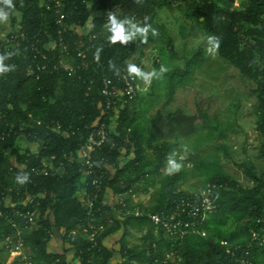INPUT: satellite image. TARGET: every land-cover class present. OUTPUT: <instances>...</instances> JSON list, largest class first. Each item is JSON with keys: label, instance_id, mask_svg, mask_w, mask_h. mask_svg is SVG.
Returning a JSON list of instances; mask_svg holds the SVG:
<instances>
[{"label": "trees", "instance_id": "obj_1", "mask_svg": "<svg viewBox=\"0 0 264 264\" xmlns=\"http://www.w3.org/2000/svg\"><path fill=\"white\" fill-rule=\"evenodd\" d=\"M12 3V8L0 3V9L16 20L12 30L22 28L25 36L0 50V56L5 57L3 64L14 66L12 71L0 74V132L13 130L0 139V210L5 214L0 215V264H6L10 257L5 238L12 237L13 247L18 237L10 218L18 226L24 225L17 211L28 209L37 212L34 225L22 228L19 234L33 264H240L238 258L246 249L252 264H264V246H248L253 231L264 234V168H258L253 159L235 161L252 182L244 186L224 170L216 153L200 157L198 164L208 176L206 181L223 185L212 195L217 204L215 211L181 238L166 234L146 216L133 214L136 210L144 214L166 211L177 190L185 191L179 188L181 172L162 175V169L170 154L177 157L178 135L197 129V119L216 128L217 145L227 148L224 137L227 129H234L231 123L214 122L207 109L199 105L191 114L180 104L170 103L195 67H202L206 60L200 48L183 54L184 62L178 64L171 39L162 42L165 45H157L154 70L158 73L161 66L168 69L163 73L168 99L144 102L139 76L133 74L139 86L136 96L123 106L122 102L117 104L120 107L112 119L114 126L109 128L108 139L94 151L95 163L104 172L99 203L105 204L106 190L121 195L140 183L141 189H147L157 181L159 188L152 204L134 208L126 199L117 211L105 204L109 214L96 218L97 223L104 224V230L97 237V246L90 248L87 214L79 196L83 177V189L90 190V177L85 173L79 149L93 123L103 117L102 75L116 82L123 67L129 70L127 59L132 55V65L138 67L146 44L139 34L127 44L111 43V33L105 27L110 16L124 20L135 14L137 19L132 21L143 28L149 26L159 10L175 5L206 38L218 37V58L254 84L258 156L264 157V0H244L241 6L233 0H223L224 4L216 0H63L66 18L61 25L55 21L58 14L46 7L52 0ZM63 26L69 42L74 44L80 38L87 42L91 60H96L99 50V60L108 61L106 67L91 66L73 74L62 67L36 73L41 59L33 56L34 45L55 63L60 52L56 41ZM62 60L72 65L79 63L75 52L64 55ZM110 61L114 67L109 66ZM157 80L152 77V84ZM157 122L167 123L170 132L177 136L173 140L157 139L152 132ZM21 137L35 148L22 150L18 144ZM224 155L232 157L227 150ZM36 168L48 169L49 174L37 175ZM17 177L27 179L19 183ZM119 209L130 213H119ZM121 226L141 231L142 243L129 245L127 230L119 240V249L107 248L104 239ZM54 236L61 240V250L49 249Z\"/></svg>", "mask_w": 264, "mask_h": 264}, {"label": "rangeland", "instance_id": "obj_2", "mask_svg": "<svg viewBox=\"0 0 264 264\" xmlns=\"http://www.w3.org/2000/svg\"><path fill=\"white\" fill-rule=\"evenodd\" d=\"M216 1L224 4L223 0ZM233 1L236 6H241L244 0ZM189 20L190 18L186 17L175 5L159 10L149 24L148 40L144 45V53L140 56L138 68L144 73H152L157 58L155 47L165 45L162 42L168 38L174 43L178 64L184 62L183 54H190L200 48L206 56V60L203 61L202 67H195L192 75H189L186 85L178 89L173 102L170 103L173 106L180 104L185 112L191 114L199 105L207 109L209 117L214 122H229L234 129L226 130L224 142L227 144V148L224 149L219 147L218 141L214 139L218 130L211 125L204 124L200 118L196 120L197 129L187 134L178 135L179 144L175 151L177 157L174 159L181 165L178 171L181 172L179 188L193 191V189L196 190L201 185L208 183L206 181L208 176L202 172L198 164L200 157L208 152H214L220 157L224 170L236 178L238 183L244 186L251 185V180L245 176L243 169L239 168L235 161L240 162L249 158L255 161L258 168H264V157L258 156L260 138L255 129L257 114L253 109L256 100L252 92L254 84L240 75L233 66L221 61L216 51L214 54H209L207 52L211 46L208 41L209 37L206 38L193 24L189 23ZM15 22L13 16L8 17L6 22H0V38L13 28ZM153 30L156 32L155 35H153ZM132 58L133 55L127 59L129 65L133 64ZM151 81L152 78L149 82H145L139 77L138 82L142 89L141 93L144 94V102L152 103L160 99H168L164 74L155 81V84H152ZM232 103L234 105L231 106ZM211 130L213 132L210 133ZM152 132L157 139L173 140L177 136L170 132L167 123L157 122L152 128ZM21 138L18 141L21 149L30 148V143L24 137ZM226 150L232 157H225ZM166 164V167L162 169V175L168 173V161ZM158 188L159 183L156 181L150 188L151 193L148 192L147 203L152 200L153 196H156ZM154 193L155 195H153ZM141 243V232L134 231L131 245Z\"/></svg>", "mask_w": 264, "mask_h": 264}, {"label": "built area", "instance_id": "obj_3", "mask_svg": "<svg viewBox=\"0 0 264 264\" xmlns=\"http://www.w3.org/2000/svg\"><path fill=\"white\" fill-rule=\"evenodd\" d=\"M52 4H47V8L53 9L58 16L55 21L58 24H62L66 14L62 12V2L63 0H52ZM130 20H136L135 14L127 18ZM67 29L65 26L59 30V36L56 41V46L59 47V54L55 63H51L48 55L34 45L33 56L41 61L36 64V73L43 72L46 69L50 71L58 70L60 67L67 70L69 73L73 74L78 70H87L91 66L95 68L103 69L106 67L108 61L103 60H91L87 52L89 46L87 42L80 38L77 42L72 44L67 40L63 32ZM25 36V31L22 28L9 30L0 39V50L3 47H7L11 43H16L18 40ZM72 52H75L77 58H79V63L77 65H72L68 62H64L63 56H69ZM49 64H52L51 66ZM32 72V71H31ZM136 78L133 74H130L129 70L123 67L117 75V81L108 77L106 74L102 75L101 80V95H102V115L98 120L93 123L91 130L88 134L87 140L80 145L79 156L83 165L86 168V175L90 177V190H84L80 195L81 205L86 210L87 214V226L90 230L89 240L91 241L90 248L97 246V237L104 230L103 223H97V217H103L109 214V209L105 204L99 203V196L102 190V181L104 178V172L99 164L95 163L94 151L99 149L101 145L108 139L110 123L113 117L118 113V107L123 106L127 101L133 99L139 89L138 84L135 82ZM122 104L117 107L118 103ZM113 115H112V113ZM59 128V126H57ZM13 132L12 128L7 131L0 132V139L9 136ZM35 174H49L48 169H34ZM221 183H208L205 187L199 190L193 191H181L177 190L176 197L172 200L169 208L166 211L160 213H147L144 214L142 211L136 210L133 214L135 216H146L150 221H152L156 226H161L163 231L175 238H181L189 231H193L198 224L204 221L207 214L215 211L217 204L213 201L212 195L214 192L222 187ZM122 206L125 205L123 201H120ZM120 212L129 214L127 210L120 209ZM20 215L24 225L18 226L19 224L12 221L13 226L17 228L16 244L11 247L13 239L11 236H7L4 243L10 248V257L15 259L18 264H33L32 257L25 252V247L23 240L20 237V230L22 228H29L36 218L37 212L34 209H28L25 211H17ZM0 215H5L2 210H0ZM109 222L111 220L109 219ZM202 234H205L202 232ZM51 235V233H50ZM256 245L264 246V234H260L257 231H253L251 243L249 247H254ZM249 250L244 251V255L238 258L240 264H252L248 258ZM156 262V261H155ZM138 264V263H133Z\"/></svg>", "mask_w": 264, "mask_h": 264}, {"label": "clouds", "instance_id": "obj_4", "mask_svg": "<svg viewBox=\"0 0 264 264\" xmlns=\"http://www.w3.org/2000/svg\"><path fill=\"white\" fill-rule=\"evenodd\" d=\"M0 3H3L9 8L14 7L12 0H0ZM7 19H8V13H6L3 9H0V22H6ZM125 25H127L128 27L126 28ZM105 27L111 33V35L108 37V40L111 43L120 42L123 44H127L130 40H133V38L137 34L143 36L144 42H146L148 27L150 26L141 28L137 26V24H135L130 19L126 18L124 20H117L114 16H110L109 22ZM155 34H156L155 30H153V35ZM208 41L211 46L207 49V52L209 54H214L219 47V38L210 36L208 38ZM4 58L5 57L0 56V74L12 71L14 68V66L4 65L3 64ZM95 58L97 61L99 60V50L97 51ZM253 63H255V61H253ZM109 66L114 67V64L110 61ZM167 70L168 69L166 67L161 66L159 73H157L155 70L152 73H144L135 65H129L130 74H134L136 76L141 77L142 79H144L145 82H149L152 77H156L157 79L161 78L163 73L166 72ZM180 168L181 165L177 163L176 160L172 157V154H170L168 159L167 172L171 174L173 172L179 171ZM26 179H27L26 177H17V181L19 183H24Z\"/></svg>", "mask_w": 264, "mask_h": 264}, {"label": "crops", "instance_id": "obj_5", "mask_svg": "<svg viewBox=\"0 0 264 264\" xmlns=\"http://www.w3.org/2000/svg\"><path fill=\"white\" fill-rule=\"evenodd\" d=\"M1 39V38H0ZM113 121H112V124L110 125L111 127H113ZM30 145V149H34L35 146L33 143L29 144ZM26 149V148H25ZM86 180L85 177H83V180H82V184H81V187H80V190L81 192L79 193V196L81 195L82 192H84L85 189L84 188V181ZM142 188V185L141 183L135 188H133V190H131L130 192L128 193H124V194H121V195H116L114 193H112L110 190H106L105 192V195H104V202L106 205L108 206H111L113 208V210L117 211V207H119V203L120 201H124L127 199L128 200V203L129 205L134 208H141V206L143 207H146V206H150L153 202V198L154 196L151 198L152 200H149L150 202L147 203V199H148V192L151 193L150 191V187H148L147 189H141ZM155 195V193L153 194ZM126 200V201H127ZM119 213H120V209H119ZM128 230L127 234H126V239L129 243V245H131V239H132V236H133V232L134 231H138L136 230L135 228H132L131 226H127V227H124V226H121L116 232L110 234L109 236H107L103 243L104 245L109 248V249H119V240L121 238V236L123 235V233H126V231ZM138 232H141V231H138ZM62 248V244H61V240L56 236L52 237V239L50 240V243H49V249L51 251H58V250H61ZM6 264H15L13 258L9 257L6 261Z\"/></svg>", "mask_w": 264, "mask_h": 264}]
</instances>
